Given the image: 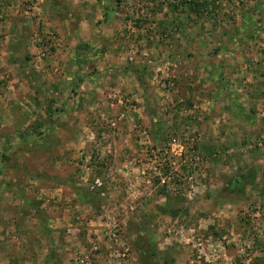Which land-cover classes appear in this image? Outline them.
I'll list each match as a JSON object with an SVG mask.
<instances>
[{
  "label": "rangeland",
  "instance_id": "374dc122",
  "mask_svg": "<svg viewBox=\"0 0 264 264\" xmlns=\"http://www.w3.org/2000/svg\"><path fill=\"white\" fill-rule=\"evenodd\" d=\"M0 264H264V0H0Z\"/></svg>",
  "mask_w": 264,
  "mask_h": 264
},
{
  "label": "trees",
  "instance_id": "16d2710c",
  "mask_svg": "<svg viewBox=\"0 0 264 264\" xmlns=\"http://www.w3.org/2000/svg\"><path fill=\"white\" fill-rule=\"evenodd\" d=\"M252 177V176H251ZM238 182V181H237ZM140 246H141V249L143 250V252H142V258L144 259V258H149L150 259V254H152L151 253V250L150 249H148L149 248V246H148V242L145 240V241H140ZM145 251V252H144Z\"/></svg>",
  "mask_w": 264,
  "mask_h": 264
}]
</instances>
